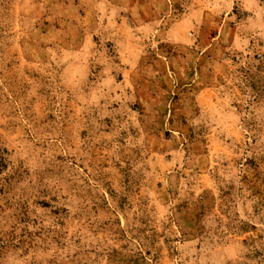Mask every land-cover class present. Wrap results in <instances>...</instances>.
Returning a JSON list of instances; mask_svg holds the SVG:
<instances>
[{
    "label": "rangeland",
    "instance_id": "374dc122",
    "mask_svg": "<svg viewBox=\"0 0 264 264\" xmlns=\"http://www.w3.org/2000/svg\"><path fill=\"white\" fill-rule=\"evenodd\" d=\"M0 264H264V0H0Z\"/></svg>",
    "mask_w": 264,
    "mask_h": 264
}]
</instances>
